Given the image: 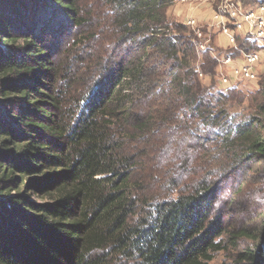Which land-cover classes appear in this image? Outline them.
<instances>
[{
	"label": "trees",
	"instance_id": "16d2710c",
	"mask_svg": "<svg viewBox=\"0 0 264 264\" xmlns=\"http://www.w3.org/2000/svg\"><path fill=\"white\" fill-rule=\"evenodd\" d=\"M90 1L0 0V264H212L226 239L230 264H264V207L258 225L229 227L227 167L197 165L220 154L193 142L264 161V95L248 105L262 122H237L228 107L242 90L201 87L193 36L167 17L175 0ZM45 17L85 28L94 49L102 38L114 58L91 66L68 116L25 28Z\"/></svg>",
	"mask_w": 264,
	"mask_h": 264
},
{
	"label": "rangeland",
	"instance_id": "374dc122",
	"mask_svg": "<svg viewBox=\"0 0 264 264\" xmlns=\"http://www.w3.org/2000/svg\"><path fill=\"white\" fill-rule=\"evenodd\" d=\"M90 2L92 1L83 0V6ZM260 2V0H198L182 3L175 0L173 6L167 10L168 19L188 28L193 36L192 43L196 50V59L190 64L193 66L194 72H197V80L201 87L205 88L213 85L214 88L210 90L217 92L219 91V85H224V80L239 84L237 89L242 90L241 93L245 98L240 106L228 107L230 114L237 115V122H240L242 118L247 119L249 117L261 122L263 120L258 117L254 109H248V105L251 103L249 102L250 97L255 96L257 93L260 96L264 95L262 91L264 88V49L261 45L264 44V41L257 43L255 49L251 50L253 47L246 40L249 32L253 30L252 23L246 20V15L251 14V11H255ZM47 13L49 14V9ZM47 17L38 21L40 23L38 29H35L31 22L25 28L47 50L49 62L53 68L51 72L47 73L48 80L55 95H58L59 99L63 101L64 106L67 104V115L82 100L81 91L84 89L85 76L87 73L89 74L91 66L98 64L101 58L103 61L102 67L95 70L96 74L107 72L114 58L111 54L104 56V49H110V45L102 42V38H99V40L98 37L93 38L94 42L97 41L100 44L97 47L98 54H94L97 49L93 48L94 43L92 41H88L89 35L85 28L75 29L70 23H66L62 17L54 21L49 19V22L43 24ZM40 18L41 15L36 17L35 21L37 22V19ZM22 43L20 39L17 46ZM206 48L208 57L212 61L215 60L214 63H210V66H208L212 69L213 73L211 74L202 72L205 56H203L204 52L201 50ZM254 51L257 52L258 59L249 62L247 56ZM230 55L232 60L230 63H226L225 59ZM244 66L251 71L253 79L245 77L240 72V69ZM96 77L99 78L100 74ZM263 97H259V99H263ZM193 142H196V145L199 146L202 144L203 148L208 150L203 155L207 156V159H210L212 152L220 154L215 155L218 159L210 162V164L201 161L200 158L197 165L204 166L207 164L206 169L209 168V170L210 167H216V169L222 166L227 167L226 172L221 173L219 178L222 180L221 186L226 183L228 185H226L225 197H229L228 204L232 205V208H227L232 212L229 227L256 224L258 214L264 207L263 159L260 156L251 154L249 157L243 158L244 153L239 148L237 154H224L220 151L221 144H218L214 151V148L211 147L212 144L206 139H194ZM171 194L174 197V192H171ZM32 200L37 203L44 201L39 197H32ZM234 203L240 204V207H235ZM253 228L255 229V227ZM227 240L224 241L226 249L213 253L212 264L231 263L236 251L232 249ZM238 242L239 248L249 244L247 240H239Z\"/></svg>",
	"mask_w": 264,
	"mask_h": 264
},
{
	"label": "built area",
	"instance_id": "2783aa9c",
	"mask_svg": "<svg viewBox=\"0 0 264 264\" xmlns=\"http://www.w3.org/2000/svg\"><path fill=\"white\" fill-rule=\"evenodd\" d=\"M177 1L184 3L187 1L193 2L198 0H177ZM246 20L250 21L253 27V30L249 32V35L246 40H248L249 43H254V44L264 41V4H258L255 11L253 12L251 11V14L248 13V15H246ZM261 45L262 48L264 49V44ZM206 50L207 48L201 51L206 52ZM226 58L227 59L224 58L225 62L230 63L232 60L231 55ZM247 58L249 62H254L255 60L258 59L257 52L254 51L253 53L248 55ZM240 72L243 73L245 77H250L253 79V74L251 73L250 70L247 69L246 66L240 69ZM238 87H239L238 83H234V82L231 83L230 81L224 80V85L223 86L219 85V91L224 92L229 89H237Z\"/></svg>",
	"mask_w": 264,
	"mask_h": 264
}]
</instances>
